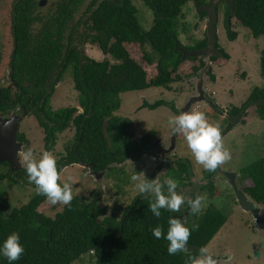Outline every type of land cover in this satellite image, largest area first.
I'll use <instances>...</instances> for the list:
<instances>
[{"label":"trees","instance_id":"1","mask_svg":"<svg viewBox=\"0 0 264 264\" xmlns=\"http://www.w3.org/2000/svg\"><path fill=\"white\" fill-rule=\"evenodd\" d=\"M73 1L76 4L82 2ZM73 1L66 0L60 5L58 23L45 27L38 41L34 40L33 35L26 34L23 44L17 45L11 60V71L19 90L9 92L0 88V114H7L19 106L26 107L44 129L48 146L54 144L56 134L74 124V145L67 157L57 163L58 169L61 170L60 165L93 164L94 172L115 176L119 183L116 188L121 189L122 184L128 183V177L125 178L124 172L117 170L116 166L124 164L131 156L140 159L143 149L148 151L147 144L152 142L156 133L149 132L140 140L133 137L129 130L131 121L125 122L114 116L121 107L120 95L152 87L169 88L183 80L178 74L181 65L201 57L198 54L187 56L184 50L197 53L208 46V38L196 41L192 46L182 43L181 31H187L186 25L181 24L186 17L184 7L190 2L207 5V1L138 0L154 12L151 28L144 30L133 0H104L97 9H90L91 27L85 34H80L75 29L78 26L71 24L73 5H76ZM225 3H228L225 17L235 18L254 38L264 37V0H231V3L226 0ZM208 15L203 11L200 17ZM226 26L228 38L235 41L238 33L232 31L227 21ZM18 33L22 35L19 27ZM86 38H89L91 45H97L105 55L115 58L118 63L110 66L108 61L99 63L87 57L83 51ZM36 42L39 44L33 47ZM128 44H139L142 49L149 47L154 52L155 55H151L144 50L146 61L150 65L156 64L157 75L154 78L148 79L146 70L131 57L126 48ZM215 47L224 54L225 59H230L217 42ZM217 58L213 59L216 61ZM200 63L202 66L203 60ZM260 65L264 75V49ZM194 71L197 72L198 67ZM68 72L78 92L79 107L84 110L78 118H74L78 111L76 107L59 110L51 107V98ZM211 80L215 82L216 79L211 76ZM210 104L217 108L213 102ZM248 104H255L258 116L264 120V91L256 89L241 108L234 109V114L239 115ZM164 105H167L164 101L154 104L145 102L142 108L155 110ZM5 165L9 171L0 173V183L9 180L14 185L21 184L23 181L20 180L27 175L26 170L12 175L14 172L9 163ZM177 167V179L187 181L191 177L190 162L181 161ZM170 169H175L172 164ZM242 175L244 180L253 183L244 188V192L256 203L264 204V158L244 169ZM25 183L29 184L28 180L25 179ZM203 188L213 190L208 184ZM164 191L166 194L167 191ZM209 199L212 200L213 196L210 195ZM45 201L44 196L35 192L26 205L8 210L5 190L0 187V247L11 233L16 232L25 249L20 259L12 264H74L86 254L93 255L95 264H185L187 257L198 255L199 249L207 247L227 222V216L213 203L198 216H185L187 227L191 229L193 224H198L199 229L192 232L188 252L170 256L167 253L168 241L155 238L150 229L162 225L166 236L168 220L181 219L184 212L161 209V217L157 219L149 210L154 196L139 195L124 210L120 220L105 217L101 222L98 221L99 215L105 211L99 207L97 198L74 197L71 207L64 206L63 211L54 217L39 211ZM0 264H9V261L0 255Z\"/></svg>","mask_w":264,"mask_h":264},{"label":"rangeland","instance_id":"2","mask_svg":"<svg viewBox=\"0 0 264 264\" xmlns=\"http://www.w3.org/2000/svg\"><path fill=\"white\" fill-rule=\"evenodd\" d=\"M206 1L207 5L190 2L184 7L186 17L181 24L186 25L187 31H181L182 43L185 46H192L195 45L194 42L208 38V46L197 53L184 50L187 56L198 54L201 57L196 61H187L181 65L178 74L183 80L172 84L169 88L152 87L143 91L122 93L120 95L121 107L114 113V116L125 122L131 121L129 130L136 140H140L141 137L153 131L156 133L153 140L159 138L167 147L174 134L168 125L169 117L181 114V109L188 99L198 96L197 86L203 79L206 101L197 102L190 111L204 112L210 123H219L225 147L231 152V160L218 168L216 172L205 171L202 166L195 163L183 135L178 134L176 149L170 154V158L172 163L178 160L190 162L191 177L187 181L178 180L176 173L179 169L169 170L161 160L159 153L153 150L148 156L137 160L132 156L124 164L116 166L117 170L124 172L125 178L128 177V183L122 184L121 189L116 188L119 183L115 176L109 177L108 173L101 176L102 173L96 172L97 176H93L89 169L77 164L62 169L60 183L70 182L72 184L73 198L91 200L97 198L99 207L105 211L99 215L98 221L101 222L105 217H116L120 220L124 210L137 196L147 197L135 189L134 182L130 179L132 175L142 172L149 180L158 176L161 183L168 178H173L179 181L176 189L178 194L191 198L198 193L205 194L204 211L213 203L227 216L226 224L207 246L219 264H264V232L258 230L253 216L240 207L231 183L223 176L224 172L238 173L240 176L238 181L241 180L239 187L244 191V188L253 183L251 180L243 179L242 171L264 158V120L258 116L256 105H245L239 115L234 114V109L241 108L256 89L264 91V75L260 65L264 37L254 38L251 32L235 18L225 17V9L228 6V3H225L226 0ZM133 2L137 6L141 26L144 30H149L154 20L153 9L147 7L142 1L133 0ZM228 2L231 3V0ZM216 8H218V13H216ZM203 11L209 14L208 17H200ZM226 21L232 26V31L238 33L235 41L228 38ZM215 34L218 37L217 41ZM216 42L220 49L229 56V60L225 59L219 49H216ZM126 48L131 57L146 70L148 79L157 75L156 64L150 65L145 59V51L155 55L149 47L142 49L139 44H128ZM10 51L11 47L7 50V54ZM85 53L87 57L99 63L108 61L110 66L118 63L115 58L105 55L97 45H86ZM214 57H218V60L215 61ZM201 60L204 62L202 66ZM195 67H198L197 72L194 71ZM211 76L215 77V82L211 80ZM158 101H164L167 105L155 110L142 108L145 102L154 104ZM211 102L217 108L215 106L214 108ZM51 107L53 110L76 107L78 111L74 118L83 114L84 110L79 107L78 92L74 89V80L70 72L58 84L51 98ZM15 113L12 114L23 118L17 139L22 144L23 151L31 148L36 159H39L44 151H49L56 157L57 163L67 157L75 141L76 127L74 124L67 130L56 134L54 144L48 146L44 129L37 118L29 113L25 116L21 111ZM11 115L2 119H8ZM19 158L22 169H26L22 158ZM8 171V167H0V173L5 174ZM69 177L72 178L71 181L68 180ZM25 179L27 180V175H24L20 181L25 183ZM23 182L19 185H14L9 180L0 183V187L5 190L8 210L20 208L34 197L35 187L26 183L24 185ZM207 184L210 189H213L212 191L202 188ZM165 190L167 191L166 186ZM210 195L213 196L212 200L209 199ZM248 197L252 199L250 195ZM64 206L62 204L50 205L45 201L39 211L54 217L56 213L63 211ZM259 206L264 215V204H259ZM185 208L187 205L181 210ZM74 264H95V260L92 254H86Z\"/></svg>","mask_w":264,"mask_h":264},{"label":"clouds","instance_id":"3","mask_svg":"<svg viewBox=\"0 0 264 264\" xmlns=\"http://www.w3.org/2000/svg\"><path fill=\"white\" fill-rule=\"evenodd\" d=\"M168 125L174 134L183 135L195 163L202 166L205 171L216 172L218 168L231 160V152L225 147L219 123H210L204 112L189 111L173 115L169 117ZM10 126L11 122L4 125V127ZM18 156L22 158V163L26 166L28 183L35 185L37 195L44 196L50 205L62 204L71 207L73 186L70 182L60 183L62 170L58 169L57 159L51 152L44 151L40 158L36 159L33 150L28 148L27 151L18 152ZM71 179V177L68 178L69 181ZM130 179L140 194L154 196L149 210L157 219L161 217V209L179 212L187 205L191 216H198L205 209V194L198 193L195 198L178 194L176 189L179 181L173 178H168L161 183L158 176L149 180L141 172L132 175ZM186 224V218L184 220L170 218L166 236L162 225H157L150 231L155 238L166 239L168 255L175 256L189 251L187 245L192 232L199 229L198 224H193L191 229ZM24 251V247L20 244V236L16 232L11 233L0 247V255L6 258L9 264L19 260ZM185 264H219V262L204 246L199 249L198 255H189Z\"/></svg>","mask_w":264,"mask_h":264},{"label":"flooded vegetation","instance_id":"4","mask_svg":"<svg viewBox=\"0 0 264 264\" xmlns=\"http://www.w3.org/2000/svg\"><path fill=\"white\" fill-rule=\"evenodd\" d=\"M65 1L66 0H0V75H1L0 88L1 89L6 91L8 90L9 92H14L19 90L18 84L13 81V73L11 71V60L15 55L17 45L23 44V41H25L24 38L26 34L33 35L34 40L38 41L45 27H49L54 23H58V18L61 16L59 15V7ZM102 1L104 0H82V2L80 1L81 3L79 2L80 4H76L73 1V3L76 5H73L74 12L71 15V24L72 26H78L75 29L79 31L80 34L81 33L85 34L86 32L89 31V28L91 27L89 18L90 15L92 14L90 9L92 10L97 9L99 5L102 3ZM78 23L80 24L78 25ZM18 27L21 28L22 35L18 33ZM66 36H68V34H66ZM88 40L89 38H86L84 40L85 42L83 47L84 54H86L85 46L90 44ZM38 44L39 43L36 42L33 47H35ZM10 47H11V51L7 54V50ZM17 111L19 112L21 111L23 115L25 114L26 111L29 113L26 107L19 106L17 109L7 114H0V117L2 118L8 117L12 113H15ZM174 135L175 134H173L170 144L167 147H165L162 144V141L159 138L156 140H152V142L147 144L148 151L143 149V153L141 154V157H144L146 155L148 156L149 153L153 151L152 145H154L155 148L154 151L159 153L161 160L165 163L168 169L170 168V164H172L173 167L176 164V167L174 168L177 169L178 168L177 164L181 163L182 160H178L175 163H172L170 154L175 150L173 149L170 152H168L169 147L172 145V139ZM157 141L159 142V146L155 147ZM0 167L5 168L7 166L5 165V163H3L0 164ZM60 167L62 170L66 166L60 165ZM233 173L236 174L235 181L237 186L239 187L241 180L238 181V179L240 176L236 172ZM223 176L227 180H229L224 175V173ZM183 212L184 215L180 217L182 220L185 219V216L190 215L188 207L183 209Z\"/></svg>","mask_w":264,"mask_h":264},{"label":"water","instance_id":"5","mask_svg":"<svg viewBox=\"0 0 264 264\" xmlns=\"http://www.w3.org/2000/svg\"><path fill=\"white\" fill-rule=\"evenodd\" d=\"M197 92L198 96L189 98L185 106L181 109V113L189 112L192 106L197 102L206 101L203 79H201L200 83L197 86ZM25 116H28L27 111L25 112ZM22 119V117L14 116V114H12L11 117L8 119H2V117H0V164L9 163L11 170L14 173L22 170V165L18 156V152L22 150V144L17 141L20 132V123ZM8 122H11V126L4 127V125ZM177 138L178 134H175L172 139V145L169 147L168 152L173 149H176ZM156 146H159L158 141L155 144V147ZM154 149V145H152V150ZM81 166L88 168L93 176H97V174L94 172L93 164H81ZM105 173L106 172H103L100 175L103 176ZM224 175L229 179L231 186L237 196V200L239 202L240 207L253 216L258 230L264 232V215L262 214V210L259 204L250 199L248 195L237 186L235 181V173L224 172ZM137 202H139V199L136 201V204ZM131 212H133V210ZM130 213L126 216L124 222L128 219Z\"/></svg>","mask_w":264,"mask_h":264}]
</instances>
